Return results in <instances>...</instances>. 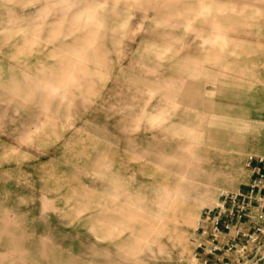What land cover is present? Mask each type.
<instances>
[{
    "label": "rangeland",
    "instance_id": "rangeland-1",
    "mask_svg": "<svg viewBox=\"0 0 264 264\" xmlns=\"http://www.w3.org/2000/svg\"><path fill=\"white\" fill-rule=\"evenodd\" d=\"M263 153L264 0H0V264H193Z\"/></svg>",
    "mask_w": 264,
    "mask_h": 264
},
{
    "label": "built area",
    "instance_id": "built-area-1",
    "mask_svg": "<svg viewBox=\"0 0 264 264\" xmlns=\"http://www.w3.org/2000/svg\"><path fill=\"white\" fill-rule=\"evenodd\" d=\"M254 160L250 156L247 165ZM258 175L248 190L222 192L215 206L201 212L193 264H213V258L221 264H264V174Z\"/></svg>",
    "mask_w": 264,
    "mask_h": 264
},
{
    "label": "crops",
    "instance_id": "crops-1",
    "mask_svg": "<svg viewBox=\"0 0 264 264\" xmlns=\"http://www.w3.org/2000/svg\"><path fill=\"white\" fill-rule=\"evenodd\" d=\"M91 9H87L84 13H82L81 15L78 16V19L81 18L83 15H85L86 19H91L92 18V13H91ZM74 80L73 74L71 72H67L63 75V78L61 79L59 85H64L67 84L69 81ZM59 85H49L47 87L52 88V89H56L57 87H59ZM196 134V133H195ZM197 136V134H196ZM263 158L264 159V153L263 154H255V160L252 162V164L250 166H248L246 164L247 169L246 171V176L245 179L246 181L240 183L238 185V187L235 190H229V191H246L249 189V185L252 183V181L255 178H258V171L260 170V173L264 174V164L259 163L257 158ZM262 193H264V190H262ZM174 200V195L173 193H171L170 189L167 190V194L165 196V200H164V205H169L172 201ZM193 216V212L192 209L188 210L187 213V219H191V217ZM220 258V257H218ZM211 263L213 264H221V263H216V258H213L211 260Z\"/></svg>",
    "mask_w": 264,
    "mask_h": 264
}]
</instances>
